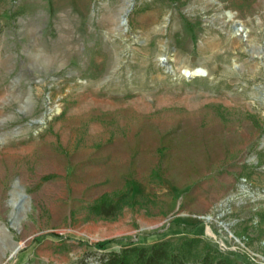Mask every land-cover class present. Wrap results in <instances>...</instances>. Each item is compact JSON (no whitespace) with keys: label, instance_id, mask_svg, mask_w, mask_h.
I'll return each mask as SVG.
<instances>
[{"label":"rangeland","instance_id":"rangeland-1","mask_svg":"<svg viewBox=\"0 0 264 264\" xmlns=\"http://www.w3.org/2000/svg\"><path fill=\"white\" fill-rule=\"evenodd\" d=\"M162 241L264 264V0H0V264Z\"/></svg>","mask_w":264,"mask_h":264},{"label":"trees","instance_id":"trees-1","mask_svg":"<svg viewBox=\"0 0 264 264\" xmlns=\"http://www.w3.org/2000/svg\"><path fill=\"white\" fill-rule=\"evenodd\" d=\"M117 204L101 203L98 213L111 217L116 212ZM217 254V252H216ZM186 255L181 248L172 250L167 241L158 242L151 247H129L122 252H111L102 258L99 264H186ZM198 264H232L218 255L206 254Z\"/></svg>","mask_w":264,"mask_h":264},{"label":"bare ground","instance_id":"bare-ground-1","mask_svg":"<svg viewBox=\"0 0 264 264\" xmlns=\"http://www.w3.org/2000/svg\"><path fill=\"white\" fill-rule=\"evenodd\" d=\"M229 16L231 17V15H229ZM126 25H127V23L126 24L123 23V26H126ZM242 33H244V27L243 26H237L236 27V34L241 35ZM183 74L185 77L191 76L192 78H194V77L204 76L205 71L203 69L199 68V69H196L194 71L185 70L183 72ZM18 250L19 249L16 250V253L18 252Z\"/></svg>","mask_w":264,"mask_h":264},{"label":"water","instance_id":"water-1","mask_svg":"<svg viewBox=\"0 0 264 264\" xmlns=\"http://www.w3.org/2000/svg\"><path fill=\"white\" fill-rule=\"evenodd\" d=\"M131 9H132V8H131ZM131 9H127V10L125 11L124 15L121 16V22L123 21L122 24H123V23H124V24L127 23L128 15H129V13L131 12ZM161 61H162L163 64H167L165 58H162ZM188 78L191 79L192 77H191V76H188ZM15 254H16V251H14L12 254H10V255H9V258H12L13 256H15Z\"/></svg>","mask_w":264,"mask_h":264}]
</instances>
